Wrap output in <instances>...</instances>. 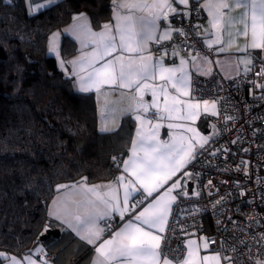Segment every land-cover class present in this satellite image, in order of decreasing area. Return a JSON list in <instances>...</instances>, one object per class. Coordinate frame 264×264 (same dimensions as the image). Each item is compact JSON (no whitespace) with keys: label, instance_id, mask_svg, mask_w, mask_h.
<instances>
[{"label":"trees","instance_id":"1","mask_svg":"<svg viewBox=\"0 0 264 264\" xmlns=\"http://www.w3.org/2000/svg\"><path fill=\"white\" fill-rule=\"evenodd\" d=\"M114 0H59L29 14L24 0H0V251L25 254L40 245L53 196L78 181L114 180L131 148L136 123L124 115L111 131L98 127L93 93L75 90L47 50L52 31L79 14L94 28L112 18ZM200 11V9H199ZM77 46L68 37L61 54ZM118 224V222H117ZM55 264H88L92 246L62 229L43 243ZM6 257H0L4 264Z\"/></svg>","mask_w":264,"mask_h":264},{"label":"snow or ice","instance_id":"2","mask_svg":"<svg viewBox=\"0 0 264 264\" xmlns=\"http://www.w3.org/2000/svg\"><path fill=\"white\" fill-rule=\"evenodd\" d=\"M200 0H155L153 4H120L117 7H128L133 9H149L151 16L134 17L132 15L120 16L117 14V23L104 25L105 31L93 32L87 24L77 25L73 29L75 38L83 48L91 47L90 52H83L78 61H72L73 76H76L79 83V90L82 92L100 91L105 85L118 89H129L136 92L135 108L131 111L135 113L134 119L139 122L137 136L140 137L138 145L133 144L132 155L124 161L123 171H131L135 179L127 176H120L117 189L109 190L106 197H98L96 201H89L92 208L81 218L76 215L70 220L68 214L60 211H53L50 216L57 221H62L68 228L74 230L82 240L89 245H95V251L102 257L97 264H173V262L161 254V242L163 237L158 233L166 231L170 204L165 203L175 201L176 196L170 195L175 189L182 186L179 179L174 181L164 192V188L172 176L178 170L187 168L189 165L195 166L194 161L197 155L205 150L207 139L201 137L204 143L196 149L195 141L192 138L198 135L196 129L188 124L173 123L172 121H194L200 115L201 101L196 100L192 94L193 82L189 71L184 67L189 61L181 59L179 66H165L163 59L153 60L151 55L145 56L148 51L149 42L159 44L162 41L171 39L172 33L180 35L184 33L182 28L173 27L171 23H166L165 27L159 29V21H169V14L172 19L187 20L192 15L199 16V10L193 5ZM188 8L185 13L179 10V6ZM251 5V15L248 17L244 13L239 18V22L244 25V30L237 35L250 36V42L240 51L247 52L251 49H264V0H260L259 6L255 0H233L232 4L225 0H218V6L209 0L205 4L208 14L212 17L209 21L215 40L209 39L207 46L211 48L214 43H224L219 38L221 21L224 20L229 25L233 18H229L226 12L221 9L231 11L233 7ZM30 15L33 13H29ZM194 28L204 27L195 25ZM114 29V30H113ZM160 31L158 35L157 32ZM55 39V37H53ZM229 40L228 44L231 45ZM191 47V45H187ZM226 49L221 47L219 52ZM55 51V48L52 49ZM163 55L172 59L175 63L177 53L174 50L162 49ZM114 53H118L114 55ZM194 65L196 58L191 61ZM246 64L251 63V59L246 58ZM202 63L207 64V58H202ZM216 63H220L217 61ZM251 69H246L245 75ZM264 72V69L261 70ZM81 72H87L86 76H81ZM180 73V75H177ZM197 73L210 75L207 68L197 67ZM163 81L161 84H150L149 81ZM173 90L175 95L169 92ZM195 91H201L197 86ZM148 93L150 101H145L144 96ZM186 97L187 99H183ZM161 99L163 107H161ZM204 112H208V100L202 101ZM215 108V104H213ZM152 112V117H156V122L147 114ZM215 113L213 112V115ZM207 118V116H205ZM161 121H168L166 127L176 133L183 130L191 135L171 134L167 140L159 139V132L165 127ZM145 124L150 126V131L145 132ZM142 153V154H141ZM184 175L192 178L190 173ZM210 183V182H209ZM63 187V186H61ZM123 189L122 197L119 195L120 188ZM90 191H95L91 189ZM199 195V193H194ZM181 197H187L186 191L177 192ZM131 201V206H130ZM145 201H148L145 204ZM143 206V207H141ZM140 208L139 211H136ZM179 210V209H178ZM127 217V218H126ZM117 230L113 233L112 224L117 220ZM104 222V227H100V222ZM155 230V231H153ZM173 233L175 230H172ZM110 234V238L104 239L105 233ZM84 233V235H81ZM214 243V241H213ZM208 247L205 241V248ZM42 251V249H41ZM198 251L195 240L188 242L187 258H177L175 264H197L193 260L194 254ZM14 259V258H13ZM216 264H221V256L216 253L211 257ZM223 259H228L224 257ZM209 261L208 256L201 258L199 264ZM21 264V262H14ZM28 264H32L29 259Z\"/></svg>","mask_w":264,"mask_h":264},{"label":"built area","instance_id":"3","mask_svg":"<svg viewBox=\"0 0 264 264\" xmlns=\"http://www.w3.org/2000/svg\"><path fill=\"white\" fill-rule=\"evenodd\" d=\"M182 11L187 13L188 8ZM199 16L173 19L172 26L187 35L173 33L172 39L153 49L162 46L214 57L215 46L209 48L201 27H193L199 25ZM250 69L233 78L214 73L194 80V89H201L194 90L197 98L218 103V112L211 117L216 134L197 155L195 166L187 167L193 175L191 193L178 197L170 211L161 254L173 263L185 257V240L193 236H204L208 252L227 257L230 264L264 261V59L257 57ZM116 225L117 220L112 231ZM40 256L53 261L46 249Z\"/></svg>","mask_w":264,"mask_h":264},{"label":"crops","instance_id":"4","mask_svg":"<svg viewBox=\"0 0 264 264\" xmlns=\"http://www.w3.org/2000/svg\"><path fill=\"white\" fill-rule=\"evenodd\" d=\"M58 1L59 0H24L29 13L39 12ZM154 2L155 0H114L115 6L112 11V18L105 25L114 26L117 23V20H116L117 14H119L120 16L132 15L137 18L138 17L150 18L151 13L149 9H143V10L133 9L130 11L128 7L118 8L117 6L120 4L131 5V4H140V3H146L150 5V4H153ZM208 2L209 0H200V2L196 4L200 9L199 25L204 26V27H201V35L204 37L206 41H208L209 39H212V40L216 39V37L212 35V33L216 30L213 29L211 24L209 23L212 17L209 16L208 14V8L205 7V4ZM225 2L232 4L233 0H225ZM213 3H216L218 6V0H213ZM255 3L257 4V6H259L260 0H255ZM186 9L187 8L183 5L179 6V10H186ZM221 11L226 12L229 18H233V22L231 25H229L224 20L221 21L220 29H219V38L222 41H224V43H220V44L214 43L213 44V46H215L214 57L197 55L192 52H181L178 49L173 48L171 50H174L177 53V56L174 58L175 63L173 64L172 59L163 55L162 49H165V48H162L161 46L159 50L153 49V46L157 44L156 42H149L148 51L144 55L145 56L151 55L153 60L163 59L165 62V66H168V67L179 66L181 59L189 61V63L185 64L184 67L189 71L190 78L193 82V85H192L193 95H194V80L196 77H208L214 73H220L221 75L228 77V78L236 77L241 72L246 71V69H250L257 57L264 59V49L249 48L247 52L240 51V49H242L246 44L250 42V36L245 37L243 35H237L238 32H242L244 30V25L239 22V18L244 13H247L248 17H250L251 5H248L247 7L245 6L233 7L231 11L227 9H221ZM169 22L172 25L173 19L171 18V14H169V21H159L158 22L159 29L162 30L165 27V24ZM82 24H87L93 32L99 33V32L105 31V29L103 28L104 25L98 29L94 28L89 15L79 14L76 17H74L70 22L52 31L47 40L48 53L57 59V62L60 68L67 75L73 76L72 73L74 69H73V65L71 62L78 61L82 55V51L90 52L92 50L91 47L83 48V46L80 44V42L75 38V35L73 34V29L75 28V26L82 25ZM157 34L158 35L160 34L159 30ZM53 37H55V39H53ZM64 37H68L69 39L73 40L77 46L76 52L70 55L68 58H64L61 54V44H62ZM172 37H173V33L171 35V39ZM229 40L232 41L230 46L228 44ZM162 42H160L159 44H162ZM221 47L225 48L226 50L224 52H219L218 49ZM53 48H55V51H52ZM116 54L118 53H114V55ZM193 57L196 58L195 65L191 62ZM202 58H207L208 63L203 64ZM246 58L251 59L250 64H246L243 62ZM217 61H220V63H216ZM197 67H200L201 69L207 68L210 70L211 74L201 75L197 73ZM80 75L86 76L87 72H81ZM177 75H180V73H177ZM73 81H74V87L76 91L81 92V93H93L94 94L97 100V108H98V116H99L98 127L100 131L105 132V131H111V130L116 129L119 126L120 121L124 115L130 114L134 119L135 113L131 111L132 109L135 108V102H136V92L134 90L118 89V88L109 87L105 85L98 92L95 90L91 92H82L79 90V83H78V79L76 76H73ZM149 83L150 84H153V83L161 84L163 83V81H160L159 79H157L156 81H149ZM169 92L172 95H175L173 90L169 89ZM182 98L187 99L186 97H182ZM144 100L150 101L151 100L150 94L146 93L144 96ZM196 100L201 101V107L199 109L200 115L194 121H172V122L188 124L191 127H194L196 129L198 135H194L192 138L195 141L196 149H198L199 145L201 143H204L201 137H204L207 140L210 137H212L210 132L215 126L213 122L211 121V117L217 114L218 103L215 99H212V98L199 99L196 97ZM203 100L209 101V104L207 106L208 107L207 113L204 112V105L202 103ZM160 103H161V107H163L162 99ZM213 104H215V108H213ZM213 112L215 113L214 115H213ZM150 114H152L151 110L147 115L150 116ZM205 116H207V118H205ZM156 119L157 118L155 117V119L153 120V123L156 122ZM135 123H136V127H135V131L133 134L131 148L129 150L128 155L124 158L122 162V170L119 172V174L114 180L105 181V182L101 181V182H97L93 184L87 183L86 181H78V182L62 187L53 196V198L51 199L47 207V215L51 220H53L57 224L55 225L47 224L52 229H54L53 232L50 233V236L49 238H47V240L51 238H59L57 237L59 235V232L56 231L57 229L60 230V232L62 231V229L71 231L77 238L81 239L80 236H78L74 230L68 228V226L64 224L62 221H57L56 219L51 217L50 216L51 212L53 211L64 212L68 214V218L70 220L74 219L76 215H80L81 218H83L84 215L92 208V204H90L89 201H96L98 197H106L109 190L117 189L118 187H120L117 184V180L120 176L124 175V176H127L129 179H135L132 176L131 171L127 173L123 171L124 161H127L132 155L133 144L136 143L138 145L139 140H140V137L137 136V129L140 127V124L136 120H135ZM161 123L165 125V127H162L159 132V139L162 141L169 139L171 134H175V135L183 134L186 136L191 135L188 133H184L183 130H178L176 133H172V130L166 127V124L168 123V121H161ZM144 127H145L146 133L150 131L149 125L145 124ZM209 127L211 128L209 132H207L206 130ZM185 172L190 173L192 175V173L187 168L178 170L177 173L172 176L171 180L168 181V184H166L164 188L160 190V193L163 194V192L174 181L178 179L182 187L180 189L173 190L170 195L176 196V199H177L178 197H180L179 195H177V192H180V191L187 192V184L190 181H193V175H192V178H189V176L184 175ZM91 189H95V191L94 192L90 191ZM119 195L121 197L123 195L122 187L120 188ZM175 201L170 202L169 199L166 198L165 203L170 204V211ZM147 202L148 201H145V204H147ZM130 206H131V201H130ZM139 210L140 208L136 209V211H139ZM170 211H169V214H170ZM168 219H169V216H168ZM117 222L118 224L120 223L118 218H117ZM117 225L114 228L113 233L117 230ZM99 226L104 227V222L101 221ZM166 227H167V224H166ZM44 232H45V228H44L43 233ZM157 234L161 236L163 235V233H158V232ZM81 235H84V233H81ZM103 238L108 239L110 238V235L104 236ZM47 240H40V244L44 243ZM191 240H195L198 245V251L193 256V260L197 262V264H199V262L201 261V258L204 256L209 257V261L205 262V264H216V262L211 259L213 255L208 252V247L205 248L206 238L204 236L188 237L185 240L186 250H185V257L183 259L187 258L188 242ZM82 241L88 244L85 240H82ZM99 243L100 241H97L95 245H91L93 251H92V255L90 257L88 264H97V261L102 259V257H100V255L95 251V247L98 246ZM41 249H45L43 244L37 246L32 251L27 252L25 254H13V253L6 254L2 252L0 253V257H6L4 264H14V262L16 261L21 262V264H28L29 259L32 261V264H55L54 261H49L45 257L40 256ZM221 264H230V262L226 261L225 259H221ZM258 264H264V261L260 260Z\"/></svg>","mask_w":264,"mask_h":264},{"label":"water","instance_id":"5","mask_svg":"<svg viewBox=\"0 0 264 264\" xmlns=\"http://www.w3.org/2000/svg\"><path fill=\"white\" fill-rule=\"evenodd\" d=\"M211 127H209L206 131L209 132ZM192 187H193V181H190L188 184H187V193H191L192 191ZM54 229H52L49 225H46L45 226V232L43 234L40 235L39 237V241L40 240H47V238H49L50 236V233L53 232ZM57 232H59V235L57 237H60L61 235V232L60 230H56Z\"/></svg>","mask_w":264,"mask_h":264},{"label":"rangeland","instance_id":"6","mask_svg":"<svg viewBox=\"0 0 264 264\" xmlns=\"http://www.w3.org/2000/svg\"><path fill=\"white\" fill-rule=\"evenodd\" d=\"M215 132H216V128L214 127L213 129H212V131L210 132V134L213 136L214 134H215ZM41 244H43V243H41ZM40 244V245H41ZM39 246V245H38ZM3 251H0V253H2Z\"/></svg>","mask_w":264,"mask_h":264}]
</instances>
